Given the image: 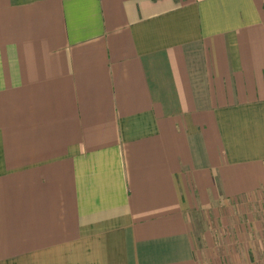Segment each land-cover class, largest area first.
Returning <instances> with one entry per match:
<instances>
[{"label":"crops","instance_id":"crops-1","mask_svg":"<svg viewBox=\"0 0 264 264\" xmlns=\"http://www.w3.org/2000/svg\"><path fill=\"white\" fill-rule=\"evenodd\" d=\"M259 193L264 0H0V264H199Z\"/></svg>","mask_w":264,"mask_h":264},{"label":"rangeland","instance_id":"rangeland-1","mask_svg":"<svg viewBox=\"0 0 264 264\" xmlns=\"http://www.w3.org/2000/svg\"><path fill=\"white\" fill-rule=\"evenodd\" d=\"M188 223L199 264H264V194L211 203Z\"/></svg>","mask_w":264,"mask_h":264}]
</instances>
